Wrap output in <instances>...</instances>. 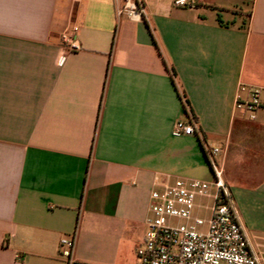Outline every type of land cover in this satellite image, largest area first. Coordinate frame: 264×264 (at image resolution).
<instances>
[{
  "label": "crops",
  "instance_id": "obj_1",
  "mask_svg": "<svg viewBox=\"0 0 264 264\" xmlns=\"http://www.w3.org/2000/svg\"><path fill=\"white\" fill-rule=\"evenodd\" d=\"M141 1L133 23L114 0H0V264H66L61 239L75 264H138L150 193L210 181L214 148L264 243V0ZM239 85L261 90L255 121L233 109Z\"/></svg>",
  "mask_w": 264,
  "mask_h": 264
},
{
  "label": "built area",
  "instance_id": "obj_2",
  "mask_svg": "<svg viewBox=\"0 0 264 264\" xmlns=\"http://www.w3.org/2000/svg\"><path fill=\"white\" fill-rule=\"evenodd\" d=\"M117 19L133 23L146 19L141 0H114ZM178 7L189 6L186 0H176ZM191 5V4H190ZM76 26L66 27L60 34L63 51L61 63L71 52L79 51ZM261 107V90L239 85L233 99V109L247 120L255 121ZM196 123L177 121L171 133L175 137L195 134ZM219 149L207 154L211 180L175 177L158 183L150 193L145 232L135 249L138 264H264V243L252 244L232 202L217 160ZM208 201L203 204L202 201ZM204 211L205 216L197 212ZM74 242L59 241V256L66 264L72 259Z\"/></svg>",
  "mask_w": 264,
  "mask_h": 264
},
{
  "label": "rangeland",
  "instance_id": "obj_3",
  "mask_svg": "<svg viewBox=\"0 0 264 264\" xmlns=\"http://www.w3.org/2000/svg\"><path fill=\"white\" fill-rule=\"evenodd\" d=\"M202 203H203V204H207V203L205 202V200H203ZM197 214H199V215L202 216V217L205 216V212H204V211L197 212ZM135 258H136V256H135ZM136 260H137V258H136Z\"/></svg>",
  "mask_w": 264,
  "mask_h": 264
}]
</instances>
